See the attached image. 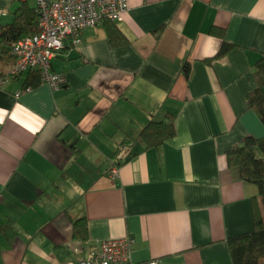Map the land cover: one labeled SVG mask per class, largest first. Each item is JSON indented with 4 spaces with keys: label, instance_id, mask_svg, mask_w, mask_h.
I'll use <instances>...</instances> for the list:
<instances>
[{
    "label": "crops",
    "instance_id": "obj_1",
    "mask_svg": "<svg viewBox=\"0 0 264 264\" xmlns=\"http://www.w3.org/2000/svg\"><path fill=\"white\" fill-rule=\"evenodd\" d=\"M24 3L35 0H0V25ZM128 4L116 22L127 44L111 43L105 20L80 44L65 39L51 64L63 87L25 89L30 71L13 76V55L0 56V221L16 231L0 234V264H71L126 234L138 263L234 264L229 239L254 229L257 209L264 218L259 186L227 156L264 136L247 103L264 0ZM212 26L233 43L217 57L223 37ZM167 112L176 134L146 147L141 129ZM79 218L87 239L73 234Z\"/></svg>",
    "mask_w": 264,
    "mask_h": 264
},
{
    "label": "trees",
    "instance_id": "obj_2",
    "mask_svg": "<svg viewBox=\"0 0 264 264\" xmlns=\"http://www.w3.org/2000/svg\"><path fill=\"white\" fill-rule=\"evenodd\" d=\"M105 21L109 38L113 45H123L129 42L127 36L116 25V22ZM38 24L39 11L37 6L27 3L21 5L15 11L11 22L0 25V56L8 53L10 42L35 32ZM210 32L223 37L222 45L214 57L223 55L233 47V43L227 41L224 37V28L212 26ZM186 65L185 71L188 74L190 66L189 64ZM254 68L258 85L248 92L247 103L250 108L257 111L264 122V54L256 61ZM41 82L40 72L32 70L27 75L24 86L35 87ZM167 113L162 119H151L141 129L139 137L144 141L146 147L158 146L176 134L174 114ZM244 142L228 151V163L230 166L239 167L243 178L259 186V193L264 208V136L262 138L248 136ZM15 232L11 221H0V234L8 237ZM73 234L81 239L88 238V225L84 218L74 221ZM228 244L234 264H264V218L260 209L255 212L254 229L230 238Z\"/></svg>",
    "mask_w": 264,
    "mask_h": 264
},
{
    "label": "built area",
    "instance_id": "obj_3",
    "mask_svg": "<svg viewBox=\"0 0 264 264\" xmlns=\"http://www.w3.org/2000/svg\"><path fill=\"white\" fill-rule=\"evenodd\" d=\"M35 5L39 11L38 28L10 42L8 48L14 63L9 73L18 76L38 70L42 82L55 89L67 83L65 74L51 67L52 59L64 47L65 39L71 38L74 44H80L85 29L102 20H122L129 7L128 0H35ZM111 170L115 176L117 165ZM135 243L136 238L131 234L105 238L98 241L87 256L79 257L71 264H159L158 259L135 262L132 258Z\"/></svg>",
    "mask_w": 264,
    "mask_h": 264
},
{
    "label": "bare ground",
    "instance_id": "obj_4",
    "mask_svg": "<svg viewBox=\"0 0 264 264\" xmlns=\"http://www.w3.org/2000/svg\"><path fill=\"white\" fill-rule=\"evenodd\" d=\"M187 65H188V64H187ZM187 65H186V66H187ZM188 67H189V66H188ZM256 86H257V84H256ZM169 111H171V110H169ZM166 114H168V113H166ZM174 114H175V113H174ZM257 116H258V115H257ZM147 124H148V123H147ZM145 126H146V125H145ZM142 129H143V128H142ZM246 137H248V136H246ZM260 138H262V137H260ZM245 139H246V138H245ZM245 139H244V140H245ZM126 140H127V139H126ZM244 143H245V142H244ZM239 144H242V143H239ZM228 153H229V152H228ZM258 154H259V153H258ZM257 187H258V186H257ZM258 190H259V189H258ZM131 235H132V234H131Z\"/></svg>",
    "mask_w": 264,
    "mask_h": 264
}]
</instances>
